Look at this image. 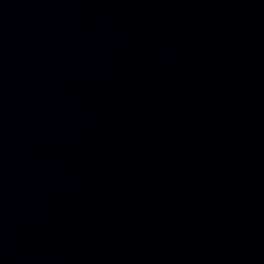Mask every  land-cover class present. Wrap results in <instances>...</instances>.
Instances as JSON below:
<instances>
[{
  "label": "water",
  "instance_id": "obj_1",
  "mask_svg": "<svg viewBox=\"0 0 264 264\" xmlns=\"http://www.w3.org/2000/svg\"><path fill=\"white\" fill-rule=\"evenodd\" d=\"M0 264H264V0H0Z\"/></svg>",
  "mask_w": 264,
  "mask_h": 264
}]
</instances>
